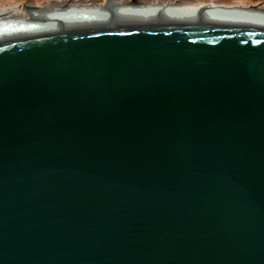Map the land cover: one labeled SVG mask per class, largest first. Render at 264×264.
<instances>
[{"label": "water", "instance_id": "1", "mask_svg": "<svg viewBox=\"0 0 264 264\" xmlns=\"http://www.w3.org/2000/svg\"><path fill=\"white\" fill-rule=\"evenodd\" d=\"M0 264H264V6L0 14Z\"/></svg>", "mask_w": 264, "mask_h": 264}, {"label": "rangeland", "instance_id": "2", "mask_svg": "<svg viewBox=\"0 0 264 264\" xmlns=\"http://www.w3.org/2000/svg\"><path fill=\"white\" fill-rule=\"evenodd\" d=\"M77 1H99V0H0V11H19L22 9L33 8L35 6H43L44 4L51 3H66V2H77ZM154 1V0H150ZM165 1V0H158ZM166 1H193V2H226V3H237V4H249V5H261L264 6V0H166Z\"/></svg>", "mask_w": 264, "mask_h": 264}, {"label": "bare ground", "instance_id": "3", "mask_svg": "<svg viewBox=\"0 0 264 264\" xmlns=\"http://www.w3.org/2000/svg\"><path fill=\"white\" fill-rule=\"evenodd\" d=\"M11 11H13V10H11ZM3 13H11V12H10V11H6V10H4V11L1 10V11H0V14H3Z\"/></svg>", "mask_w": 264, "mask_h": 264}, {"label": "trees", "instance_id": "4", "mask_svg": "<svg viewBox=\"0 0 264 264\" xmlns=\"http://www.w3.org/2000/svg\"><path fill=\"white\" fill-rule=\"evenodd\" d=\"M73 1V0H72Z\"/></svg>", "mask_w": 264, "mask_h": 264}]
</instances>
